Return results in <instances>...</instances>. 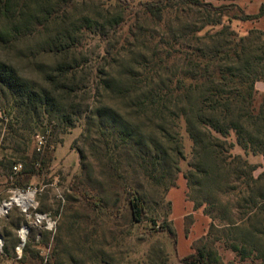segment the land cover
<instances>
[{
  "label": "rangeland",
  "instance_id": "obj_1",
  "mask_svg": "<svg viewBox=\"0 0 264 264\" xmlns=\"http://www.w3.org/2000/svg\"><path fill=\"white\" fill-rule=\"evenodd\" d=\"M205 2L228 9L207 18L159 0H0V71L38 94L21 98L0 78V264H185L196 252L209 264H251L231 250L226 222L211 231L215 195L199 183L183 101L210 77L180 50L196 61L247 45L255 59L264 30L242 20L255 2ZM173 83L174 103H154ZM218 137L245 156L235 136ZM129 188L144 202L141 222ZM19 194H33L28 208H3Z\"/></svg>",
  "mask_w": 264,
  "mask_h": 264
},
{
  "label": "trees",
  "instance_id": "obj_2",
  "mask_svg": "<svg viewBox=\"0 0 264 264\" xmlns=\"http://www.w3.org/2000/svg\"><path fill=\"white\" fill-rule=\"evenodd\" d=\"M164 4L163 8L180 5L183 10L196 9L207 18L219 16L228 9L227 5L216 6L205 0H159L157 5ZM262 17L264 4L258 14L245 15L242 20ZM221 46L224 51L220 59L214 54L208 59H204L206 55H198L195 61L189 59L193 53L180 50L186 55V62L198 64L201 80L210 77L208 82L197 85L200 91L197 97L183 98L190 110L186 117L198 154L196 174L200 185L215 195L213 208L217 215L212 217L211 231L217 229L215 222H226L229 234L233 236L230 248L240 260L250 259L251 264H264V173L256 176L260 165L252 164L247 158L250 155L264 157V94L257 103L255 90L256 82L264 80V51L255 59H249L245 55L247 45H242V49L239 45ZM59 70L66 73L63 66ZM0 78L21 98L34 100L38 95L13 70L0 71ZM179 88L174 83L166 85L153 102L173 104ZM217 134L222 138L235 136L245 156L234 155L236 145ZM154 177L157 178L156 175ZM26 180L24 186H28L31 177H26ZM81 196L95 207L103 204L99 196L89 191L81 193ZM127 200L134 221L141 222L145 216V205L134 188L128 189ZM170 235L176 241V234L170 232ZM181 260L185 264H209L203 252L187 255ZM47 263L55 264L54 258L49 257Z\"/></svg>",
  "mask_w": 264,
  "mask_h": 264
},
{
  "label": "crops",
  "instance_id": "obj_3",
  "mask_svg": "<svg viewBox=\"0 0 264 264\" xmlns=\"http://www.w3.org/2000/svg\"><path fill=\"white\" fill-rule=\"evenodd\" d=\"M250 2H255L254 4V13H252L251 15H256L258 14L260 7L262 6V4H264V0H248ZM258 22V28L264 30V17L257 19ZM258 88L262 89L264 91V82H261L258 84ZM256 163H258L260 165L259 169L257 170L259 172V174L264 173V157H257L256 159ZM187 256V255H186Z\"/></svg>",
  "mask_w": 264,
  "mask_h": 264
},
{
  "label": "bare ground",
  "instance_id": "obj_4",
  "mask_svg": "<svg viewBox=\"0 0 264 264\" xmlns=\"http://www.w3.org/2000/svg\"><path fill=\"white\" fill-rule=\"evenodd\" d=\"M33 194H28V195H16L14 197L11 198L10 201L6 202L4 205H3V208L4 209H7L9 208L12 204H18V205H21L25 208L28 207V202L30 201V197H32Z\"/></svg>",
  "mask_w": 264,
  "mask_h": 264
},
{
  "label": "built area",
  "instance_id": "obj_5",
  "mask_svg": "<svg viewBox=\"0 0 264 264\" xmlns=\"http://www.w3.org/2000/svg\"><path fill=\"white\" fill-rule=\"evenodd\" d=\"M19 195H22V194H19ZM28 208V207H27Z\"/></svg>",
  "mask_w": 264,
  "mask_h": 264
}]
</instances>
